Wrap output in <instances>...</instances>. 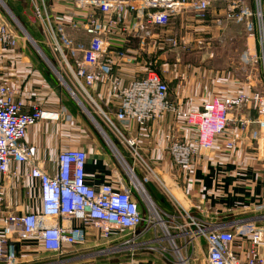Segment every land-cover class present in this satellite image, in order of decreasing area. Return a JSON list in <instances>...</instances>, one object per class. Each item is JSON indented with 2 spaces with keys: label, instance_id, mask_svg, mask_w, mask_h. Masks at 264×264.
Masks as SVG:
<instances>
[{
  "label": "built area",
  "instance_id": "2783aa9c",
  "mask_svg": "<svg viewBox=\"0 0 264 264\" xmlns=\"http://www.w3.org/2000/svg\"><path fill=\"white\" fill-rule=\"evenodd\" d=\"M69 3L74 10L68 17L36 9L42 22L43 38L39 40L0 0V10H5L11 19L9 25L0 24V264H20L25 247L49 261L54 259L46 264H59L62 262L59 257L89 243V237L94 238L93 243L117 242L113 249L130 255L126 264H157L140 260L138 251L153 252L165 261L190 264L176 243L181 234L189 235V242L182 246L185 250L195 243L199 245L201 239L205 241V264H264V223L261 224L264 215L236 222L197 218L150 171L169 194L172 211H163L146 188L145 182L150 180L137 179L135 168L128 164L107 132L111 130L137 160L139 140L145 137L149 125L172 115L176 126L181 125L183 131L191 134L167 145L166 152L177 166L187 169L194 168L203 152L220 151L221 143L228 151L234 150L238 147L236 133L250 130L252 124L259 127L250 133H254L253 140L260 149L259 141L264 140V93L239 81L236 93L209 100L200 109H181L178 102L170 101L169 83L162 78L157 61L146 58L150 54L146 48L152 40L158 44L160 34L164 33L161 31L176 18L192 17L206 24L213 12V23L222 30L229 25L244 27L250 45L241 60L251 64L261 61L264 73V0H69ZM154 34H158L157 38ZM134 42L139 45L136 50L131 47ZM167 42L174 49L186 46L184 40ZM28 44L104 137L114 156L126 165L129 181L118 176L107 178L98 186L91 185L86 172L91 154L83 146L61 147L54 174L49 173L47 165L39 164L27 142L29 130L42 121H57L61 117L72 123L73 116L65 108L60 113H47L37 103L29 104L31 110H27L22 97L24 80L18 75L20 66L28 65L26 70L31 67V62L25 61ZM29 73L34 74L33 70ZM108 95L111 100L106 110L96 99ZM89 107L100 116V121ZM250 109L255 110L256 118H251ZM242 112L238 119L230 116ZM133 126L138 127L137 135L128 138L125 132H133ZM222 138L224 142L218 140ZM214 158V163L219 162ZM10 176L28 180L32 189H38L40 194L36 198L40 206L29 212L8 206L6 181ZM136 193L145 204V214L139 208ZM168 224L181 233L171 235ZM156 225L164 228L167 237L158 234ZM168 238L172 239V249L165 245Z\"/></svg>",
  "mask_w": 264,
  "mask_h": 264
},
{
  "label": "crops",
  "instance_id": "0c3cea01",
  "mask_svg": "<svg viewBox=\"0 0 264 264\" xmlns=\"http://www.w3.org/2000/svg\"><path fill=\"white\" fill-rule=\"evenodd\" d=\"M4 1L22 24L30 28H32L31 25H40L41 34L42 22L35 17L37 8L42 13L47 12L66 17L74 10L70 6L69 0H34L35 3L33 0ZM243 29L244 27L239 25H229L225 30L220 29L213 23L212 12L210 21L206 24L196 22L192 17H186V20L179 17L161 31L164 33L160 34L158 44L156 40H152L146 48L150 53L146 58L152 57L157 61L162 78L169 83L170 101L178 102L181 109H200L209 100L224 98L236 93V85L240 83L238 77L241 80H246L242 82L252 85L253 90L264 93L262 62L258 61L257 63V67L258 65L260 67L258 73L253 72V78L256 81L249 82L243 73L238 76V70L235 75L233 69L235 57L229 55L231 53L226 51L228 48L222 49L217 46L225 44L227 36L237 39L240 35V38L246 42L247 38L245 39L243 36ZM157 36L158 34H154L153 37L157 38ZM173 37L178 38V42L184 40L186 46H181L178 49L172 48L167 41ZM37 39L42 40V38ZM199 42L203 44L200 45ZM247 44L250 45V42ZM138 46L134 42L131 47L136 50ZM236 60L238 63H244L241 56H237ZM25 61L31 62L30 70L34 72V74L27 75L30 71L26 70L28 65H22L19 68L18 77L24 80L22 82L24 87L22 97L27 103V110H31L29 104L37 103L47 113H60L62 108H65L73 116L72 123L65 122V118L61 117L57 121H42L29 130L27 142L32 147L35 157L39 159V164L47 165L49 173L54 174L56 172L55 159L61 147L73 146L72 142H82L91 138L95 149L97 148L95 151L89 149L86 142L78 146L90 150L91 158L86 167L89 183L98 186L104 183L107 178L118 176L125 179L126 182L129 181L126 170L120 161L112 152L109 154L104 149L105 147L109 148L104 137L93 125L95 132L89 129L86 131V127L82 123L83 115H80V109L71 97L69 98V93L59 86L57 80H51L48 74L44 73L42 69L47 72L49 69L41 62L38 55L28 54ZM35 72L39 74L40 78ZM247 72L248 69L246 74ZM126 77L128 78V76ZM43 86L48 87V90L42 89ZM110 97L108 95L103 99L97 98L96 100L102 108L107 110ZM68 104L77 108L76 114ZM116 109L117 107L114 106L113 110L116 111ZM249 113L252 119L256 118L254 109H250ZM230 116L238 119L239 116H243V112L240 115L231 114ZM137 128L133 126V132H125L127 137L135 138ZM121 130L123 131V128ZM251 130H259L258 125L252 124L250 130L245 132L237 131L239 148L236 147L234 150L228 151L229 149L221 143L220 151L203 152V156L196 161L193 169L177 166L166 152L167 145L173 141H182L187 136L190 137L191 134L188 131H183L181 125L176 126L172 115L149 125L145 137L139 140L137 147L139 159L137 160L131 150L120 144L115 135L113 138L122 147L121 153L125 160L135 168V175L137 179L140 178L138 180L145 182L147 171H152L156 175H160L159 178L169 190L172 189L177 193L178 196H174L191 215L200 219L236 222L256 219L264 215V140L259 141L260 149H258V143L253 140L252 134L254 133H250ZM78 131H81L82 134ZM262 136L264 137V135ZM113 138L111 140L114 143ZM218 140L225 141L224 138ZM109 150L111 149L109 148ZM213 154L218 155L214 156ZM214 157L219 162L214 163ZM22 168L25 170L24 166ZM11 172H14V166H12ZM145 185L159 208L165 212H171L172 204L169 197L159 195L150 186L151 182H145ZM6 187L8 192L5 197L6 204L12 209L17 208L19 211L29 212L40 206V202L36 198V195L39 196L40 193H38V189L30 187L28 180L10 176L7 178ZM134 196L139 203L141 212L145 214L146 208L141 197L138 193ZM263 223L264 221L261 222V224ZM30 250L29 247L24 248L25 252L20 255V264H42L47 260L41 254L32 253ZM50 262L52 261H48V263ZM195 262L201 264L200 260H195Z\"/></svg>",
  "mask_w": 264,
  "mask_h": 264
},
{
  "label": "rangeland",
  "instance_id": "374dc122",
  "mask_svg": "<svg viewBox=\"0 0 264 264\" xmlns=\"http://www.w3.org/2000/svg\"><path fill=\"white\" fill-rule=\"evenodd\" d=\"M8 6V5H7ZM35 17H37V14L35 15ZM38 19V17H37ZM10 18L9 16L6 14V11L5 10H0V24L1 23H4V24H7L9 25L10 24ZM175 20H173L172 22H174ZM32 28L26 26V29L31 32V34L36 37V38H43L42 34H41V31H40V25H31ZM36 33H35V32ZM244 31V38L246 40V42L243 41L242 38H240V35L238 36L237 39H232L227 36L226 37V41H225V44L222 43V44H218L217 46L218 47H221L222 49H225V48H228L226 51L228 53H231L229 55H231L232 57H235L234 58V63H233V69L235 71V75H236V70H238L239 72L238 73V76L240 75V73H243L245 78L248 79V81L250 82H254V73H258V69H260L259 65L257 67V63H238L236 62V57L237 56H241L242 54L245 53V51L247 50L246 48L248 47V44L247 42L249 43V40H248V35L245 31V29H243ZM18 32L24 36V34L18 30ZM173 40H178V38H174L173 37ZM252 43V41H251ZM245 48V49H244ZM27 51L29 52V54L31 53H35V50L32 48L31 45L28 44L27 46ZM230 65V63H229ZM248 69V72L246 74V71ZM44 71V73L46 72L48 74V77L51 78V80L53 79L54 81H56V78H55V75L52 73V71L49 69L48 72L45 71L44 69H42ZM245 71V72H243ZM254 72V73H253ZM238 81L242 82V81H246V80H241L239 77H238ZM256 81V80H255ZM69 95V98H70V94ZM91 106L95 109L94 105L92 103H90ZM68 106L70 107V109L73 111L74 114L77 113V108L74 107L72 104H68ZM90 110H92V108L89 107ZM81 111V110H80ZM93 111V110H92ZM95 111H93L94 113ZM83 115L82 117V123L85 125L86 127V131L89 130H92L93 132H95L93 130V127H92V124L90 123V120L88 119V117L83 114V112L81 111L80 115ZM94 116L96 117V119L98 121H100V116L95 114L94 113ZM80 126V125H79ZM84 130V129H83ZM108 131V134L110 136V138L112 139V137H115L114 133L107 129ZM78 133L82 134L81 131H78ZM84 142L87 143V146L89 147V149L91 150H96L95 149V144L91 142V138L87 139L86 141H82V142H72L71 144L75 147L79 146V145H83ZM100 148H101V145H100ZM106 150V152H108L109 154H111V150H109V148L105 147L104 148ZM113 153V152H112ZM112 156V155H111ZM113 159V157H111ZM122 167L126 168V165L124 163H122ZM148 174H146V178H148L151 182V187L156 190L158 192L159 195H162L164 197H167V195H169L166 191L162 190V187L160 184H158V180L155 178V176L147 171ZM158 175V174H157ZM160 177V175H159ZM138 179H140L138 177ZM155 184V185H154ZM170 188V187H169ZM172 191V189H170ZM174 195L178 196L176 192L172 191ZM168 226H171L169 227V231L171 233V235H178L181 233L180 230L178 229H174L172 228L175 227L174 225H171V224H168ZM155 230H158V234L159 235H162V236H165L167 237V233L166 231H164V228L161 227V225H156ZM88 241L89 243L85 244L84 246H79L77 247L74 252L70 255L67 256V254H65L63 257H59V261H62L60 262L59 264H104L108 261H115L116 263H120V264H126L127 262V259L130 258V255L128 252L124 251V252H120L118 253L117 250L113 249L115 248L116 246V243L117 242H113V243H105L103 241H96L95 243L94 242V238H91L89 237L88 238ZM172 239L168 238L166 239V242H165V245L167 246V248H171L172 249ZM185 242H189V235H182L181 236H177L176 237V243L178 246H180L182 249H181V252L183 254V257L185 258H189V262L190 264H198L197 262H195V260H200L201 264H205L204 262V253L206 254V243L203 239H201V242L199 245H197L196 243L192 245H190L187 250H185V247H182L183 246V243ZM96 245V246H94ZM144 246V245H143ZM136 254H138L140 260H144V261H151V262H155L157 264H177L176 261H165L163 258L159 257L158 255H156L155 253L153 252H147V251H138ZM172 255L178 259L179 257L176 255V254H173ZM57 258H55L56 260ZM172 260V258H170ZM54 259H51L50 261H53ZM49 260H46V261H43L42 263H46L48 262ZM34 264V263H33Z\"/></svg>",
  "mask_w": 264,
  "mask_h": 264
},
{
  "label": "trees",
  "instance_id": "16d2710c",
  "mask_svg": "<svg viewBox=\"0 0 264 264\" xmlns=\"http://www.w3.org/2000/svg\"><path fill=\"white\" fill-rule=\"evenodd\" d=\"M18 19H19V18H18ZM23 26L26 28L27 25H23ZM26 30H27V29H26ZM27 31H28V30H27ZM28 32H29V31H28ZM29 33L31 34V32H29ZM32 36H33V35H32ZM33 37H34V36H33ZM34 38H35V37H34ZM112 138H113V137H112ZM115 140H116V139L113 138V141H114L115 145H117V147H118L119 150L121 151V148H122V147L120 146V144L116 143ZM121 152H122V151H121Z\"/></svg>",
  "mask_w": 264,
  "mask_h": 264
}]
</instances>
